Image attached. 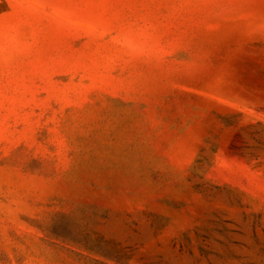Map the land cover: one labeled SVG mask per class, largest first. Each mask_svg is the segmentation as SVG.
<instances>
[{"label":"rangeland","instance_id":"1","mask_svg":"<svg viewBox=\"0 0 264 264\" xmlns=\"http://www.w3.org/2000/svg\"><path fill=\"white\" fill-rule=\"evenodd\" d=\"M0 264H264V0H0Z\"/></svg>","mask_w":264,"mask_h":264}]
</instances>
